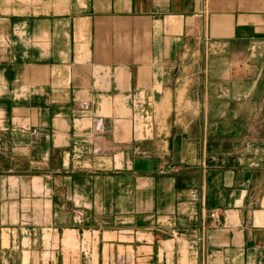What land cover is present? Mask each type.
Returning <instances> with one entry per match:
<instances>
[{"label": "crops", "instance_id": "0c3cea01", "mask_svg": "<svg viewBox=\"0 0 264 264\" xmlns=\"http://www.w3.org/2000/svg\"><path fill=\"white\" fill-rule=\"evenodd\" d=\"M259 132L264 0H0V264H264Z\"/></svg>", "mask_w": 264, "mask_h": 264}, {"label": "rangeland", "instance_id": "374dc122", "mask_svg": "<svg viewBox=\"0 0 264 264\" xmlns=\"http://www.w3.org/2000/svg\"><path fill=\"white\" fill-rule=\"evenodd\" d=\"M183 104V100L179 101V105L182 106ZM256 140L255 141V145L254 147H258L259 150L257 151V153L252 152V155H257L259 157V166L261 168V172L262 174L260 175V179L261 177H263V179L260 180L262 187L264 186V132H259L258 135L255 136Z\"/></svg>", "mask_w": 264, "mask_h": 264}]
</instances>
